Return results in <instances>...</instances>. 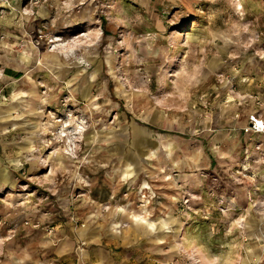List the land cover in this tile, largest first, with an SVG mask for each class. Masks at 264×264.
Returning a JSON list of instances; mask_svg holds the SVG:
<instances>
[{
    "label": "rangeland",
    "instance_id": "obj_1",
    "mask_svg": "<svg viewBox=\"0 0 264 264\" xmlns=\"http://www.w3.org/2000/svg\"><path fill=\"white\" fill-rule=\"evenodd\" d=\"M264 0H0V264H264Z\"/></svg>",
    "mask_w": 264,
    "mask_h": 264
},
{
    "label": "built area",
    "instance_id": "obj_2",
    "mask_svg": "<svg viewBox=\"0 0 264 264\" xmlns=\"http://www.w3.org/2000/svg\"><path fill=\"white\" fill-rule=\"evenodd\" d=\"M244 133L264 136V118L257 114H249L246 124L242 127Z\"/></svg>",
    "mask_w": 264,
    "mask_h": 264
},
{
    "label": "crops",
    "instance_id": "obj_3",
    "mask_svg": "<svg viewBox=\"0 0 264 264\" xmlns=\"http://www.w3.org/2000/svg\"><path fill=\"white\" fill-rule=\"evenodd\" d=\"M262 108L264 109L263 104H262ZM254 114H257V115H259L260 117L264 118V111H263L262 113H257V112H255ZM246 122H247V121H245V124H246ZM245 124H244V125H245ZM244 125H243V126H244Z\"/></svg>",
    "mask_w": 264,
    "mask_h": 264
}]
</instances>
